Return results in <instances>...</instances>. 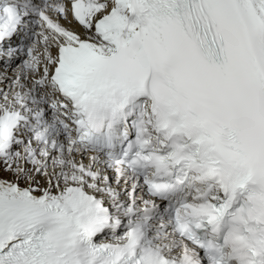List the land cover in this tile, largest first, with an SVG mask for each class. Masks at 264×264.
I'll list each match as a JSON object with an SVG mask.
<instances>
[{"label":"snow or ice","instance_id":"obj_1","mask_svg":"<svg viewBox=\"0 0 264 264\" xmlns=\"http://www.w3.org/2000/svg\"><path fill=\"white\" fill-rule=\"evenodd\" d=\"M0 264H264V0H0Z\"/></svg>","mask_w":264,"mask_h":264},{"label":"bare ground","instance_id":"obj_2","mask_svg":"<svg viewBox=\"0 0 264 264\" xmlns=\"http://www.w3.org/2000/svg\"><path fill=\"white\" fill-rule=\"evenodd\" d=\"M85 163H87V159L85 158Z\"/></svg>","mask_w":264,"mask_h":264}]
</instances>
